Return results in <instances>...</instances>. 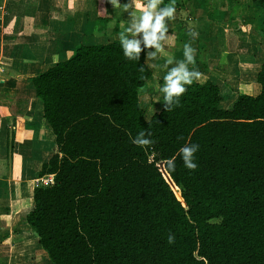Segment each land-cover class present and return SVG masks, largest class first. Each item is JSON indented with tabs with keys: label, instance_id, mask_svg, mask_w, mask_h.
<instances>
[{
	"label": "trees",
	"instance_id": "trees-1",
	"mask_svg": "<svg viewBox=\"0 0 264 264\" xmlns=\"http://www.w3.org/2000/svg\"><path fill=\"white\" fill-rule=\"evenodd\" d=\"M252 2L264 39V0ZM151 76L143 47L132 61L113 40L77 45L30 79L55 151L27 227L53 264H264V61L257 95L223 108L217 84L195 82L146 119ZM141 131L153 141L143 148L132 143ZM193 143L189 170L178 153Z\"/></svg>",
	"mask_w": 264,
	"mask_h": 264
},
{
	"label": "crops",
	"instance_id": "crops-1",
	"mask_svg": "<svg viewBox=\"0 0 264 264\" xmlns=\"http://www.w3.org/2000/svg\"><path fill=\"white\" fill-rule=\"evenodd\" d=\"M135 2L0 0V248L11 243L14 236L23 239L20 237L28 234L25 217L33 206L35 185L32 180L38 177L42 164L55 151V137L42 120L43 106L30 79L70 58L77 45L120 40L124 26L131 21L129 13L139 15ZM233 3L232 0H163L160 7L174 4L176 9L174 18L166 20L168 32L161 42L163 51L157 52L152 59L148 52L155 48L145 49L142 44L146 63L152 71L145 88L140 90V95L144 89L149 90L148 94L153 93V102L141 105L146 109V119L161 110L163 94L158 89L168 68L184 59L185 44L195 50V64L189 68L194 67L201 74L193 83L208 80L217 84L222 97L221 107L230 108L240 93L257 95L260 92L256 75L264 58L261 60L255 52L259 64L254 57L247 59L246 55L242 62L235 57L239 51L233 49L230 52L228 47L233 38H241V51L244 48L254 51L264 45L255 26V19H262V10L252 0L239 5ZM168 58H173L174 64L165 67ZM215 60L218 63H213ZM232 61L233 65L247 62L258 66L252 83L239 82L246 87L239 92L225 85L234 87L232 81L238 74ZM220 63L225 68H221ZM222 88L227 90L226 94ZM27 188H31L29 201L25 195ZM34 242L40 248L37 237ZM4 256L0 253V264L5 263ZM49 264L53 263L50 261Z\"/></svg>",
	"mask_w": 264,
	"mask_h": 264
},
{
	"label": "clouds",
	"instance_id": "clouds-1",
	"mask_svg": "<svg viewBox=\"0 0 264 264\" xmlns=\"http://www.w3.org/2000/svg\"><path fill=\"white\" fill-rule=\"evenodd\" d=\"M163 0H136L135 7L140 10L139 15L129 13L131 21L120 35V47L123 55L128 60L138 61L142 51V44L145 49L154 47L155 51H150L151 58L155 59L156 53L163 51L162 41L166 39L168 27L166 20L174 18L176 11L174 4H169L163 7ZM111 3L116 4L117 0H111ZM142 34V35H141ZM141 38H137V37ZM194 49L185 44L183 49L184 59L175 62L173 58H168L165 61V67L173 65L168 68L163 76V83L158 91L163 94V104L167 111L180 105V97L186 92V86L193 83L194 80L200 79V73L189 68V65L195 64ZM143 71V66L140 67ZM153 141L150 139V134L144 131L139 132L132 143L138 147L150 145ZM199 150L198 144H186L179 149V158L183 161L184 167L189 170H195L198 164L195 162V154ZM169 167L175 170V159L168 161ZM175 242V236H168V243Z\"/></svg>",
	"mask_w": 264,
	"mask_h": 264
},
{
	"label": "rangeland",
	"instance_id": "rangeland-1",
	"mask_svg": "<svg viewBox=\"0 0 264 264\" xmlns=\"http://www.w3.org/2000/svg\"><path fill=\"white\" fill-rule=\"evenodd\" d=\"M232 1H234V3H233L234 5L235 4L239 5V4H242L244 2L246 3L249 0H232ZM254 5L258 7V5L256 3H254ZM260 23H261V21L258 20V18H256L255 19V24H256L255 26H256V28L258 27L259 31L261 29ZM237 41H238V44H237ZM201 42L205 43L207 45V43L205 42V40L203 38H201ZM242 46L243 45L241 43V38H239V39L233 38V39L229 40V47H228L229 51L231 52V51H233V49L236 50L235 52L239 51V52H237V55L235 56L236 58H238L239 61L243 62V60H245V59H243L244 55L247 56L246 57L247 59H249V58L251 59V57H254L255 62H256V58H257L256 56L257 55H258V58H261V60H263V58H264V45L263 46L259 45L257 47V50H254V51H251V49H249V51H247L246 50L247 48H244L243 51H241ZM251 52H253V53H251ZM255 52H257V55L255 54ZM215 57H216V60H218L217 56H215ZM216 60L213 63H218V61H216ZM221 63H220V65H221ZM231 63H232V66H234V68H236V70L238 71L237 72L238 74L234 75L235 78H233V81H232V83H234V87L231 88V87H228L227 84H225V85L227 88H230L231 90L237 92L241 88L242 89L246 88L243 85L241 86L239 84V82L241 83V81H243L245 84H248L249 82L252 83L254 81L253 80L254 79L253 74H254V72L258 66H257V64L253 65V64H250L247 62H245L246 64L239 63L238 65H233V61ZM256 63L259 64V62H256ZM220 67L222 68V67H224V65H221ZM225 73H226V71H225ZM241 76H243V77H241ZM238 78H240V79H238ZM147 91H149V90L144 89L140 95V100H141L142 106L148 105L149 101L153 102L152 101L153 100V93L150 92L148 94ZM222 91H223V94H226V92H227V90H225L223 88H222ZM155 99H156V103H158L159 102L158 99L157 98H155ZM53 143H54V138H53ZM35 179H37V176L33 177L32 184H34V185H35ZM40 185H44V184L40 183ZM30 190H31V188H30ZM30 190H29V188H27V191L25 194L28 201H29V196L31 195ZM19 222H21V221H18V225H21V223L19 224ZM20 238H23V239H18V236H14L13 240L10 241L11 243L8 242L7 244L3 245L0 248V249H2V251L0 253L4 254L5 255L4 258H6L5 263H2V264H49L50 263L46 252H44L43 249L41 250L40 249L41 247L38 248V246L35 244L34 241H35L36 236H34V234L33 235L30 234V230L28 231V234H24Z\"/></svg>",
	"mask_w": 264,
	"mask_h": 264
},
{
	"label": "built area",
	"instance_id": "built-area-1",
	"mask_svg": "<svg viewBox=\"0 0 264 264\" xmlns=\"http://www.w3.org/2000/svg\"><path fill=\"white\" fill-rule=\"evenodd\" d=\"M54 180V176L53 175H47L46 177H37V179H35V186H40L41 184H44V186L50 185L53 183Z\"/></svg>",
	"mask_w": 264,
	"mask_h": 264
}]
</instances>
